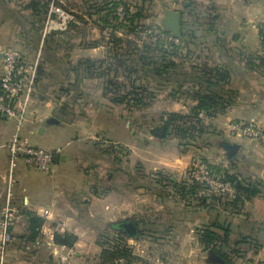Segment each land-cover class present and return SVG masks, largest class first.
Wrapping results in <instances>:
<instances>
[{
  "label": "crops",
  "instance_id": "0c3cea01",
  "mask_svg": "<svg viewBox=\"0 0 264 264\" xmlns=\"http://www.w3.org/2000/svg\"><path fill=\"white\" fill-rule=\"evenodd\" d=\"M0 1L3 2L0 6H4L0 10L1 77L2 52L11 48L8 37H16V42L19 39L17 45L21 43L25 50L21 53L27 64V59L37 58V55L29 56V51L41 48L46 38L44 40L36 20H33L41 13L29 9L36 6L33 0H16L18 10L6 8L4 4L8 0ZM71 1L56 0L55 4L69 9L67 3ZM74 1L80 5L87 0ZM159 1L161 4H158L156 13L173 10L182 14L183 37L178 45L181 62L178 63L191 65L187 77L191 90L188 93L178 88V113L188 114L198 106L196 95L200 93L221 98L216 107L217 116L203 119L207 129H220L216 133L222 138H210L203 161L239 176L245 188L252 187L255 194L242 195L234 208L219 204L216 197L220 196L215 194V197L209 190L200 191L201 197H208L207 207L199 206L193 198L188 202L179 196L178 200L168 202L163 191L169 188L166 182L155 180L157 174L172 173L174 176H169L182 183L184 172L196 160L195 154L178 155L177 149V156L165 153L160 157L158 149L151 145L155 137L150 131L146 135L148 140L136 145L127 106L114 103V95L105 87L94 90L92 97L100 99L88 105L90 108L86 107V115L70 120L65 112H59L55 102L38 93L36 88L30 116L21 127V136L36 147L57 152L56 155L64 159L54 161L49 174L20 162L13 189L20 214L4 264H52L59 246L54 241L57 228L77 238L70 247L73 256L68 264H101V231L107 229L106 226H111L117 235L125 238L139 264L141 258L154 264L162 258L174 264L264 262V145L249 138L228 136L224 128L230 120L253 122L264 128V41L259 30L252 27L253 23L264 20V0ZM83 14L80 9L79 15ZM13 17L17 19L11 27L18 37L11 34ZM86 41L87 38L80 47V64L84 63L83 57L90 59L100 55L103 57L100 62L105 63L110 45L97 42L92 46ZM184 54L191 56L181 59ZM17 128V119L0 114V222L7 198L9 153L6 145ZM106 143L111 145V155L118 152L116 148L123 147L127 151L126 158H119L120 164L108 154L102 158L92 155V152L102 150ZM138 152L140 158L136 160L135 169L125 167L127 163L122 159L134 162L130 157ZM94 158L108 163L105 179L93 172ZM146 177L147 185L136 182ZM106 181L109 186L104 192L103 183ZM45 211L49 216L41 234V244L35 245L27 239L29 221L26 213L37 217ZM127 223L135 224L143 231V236H132L124 226ZM217 226L231 231L229 247H225L229 252L227 258L217 250H205L198 240L199 230L206 227L224 235Z\"/></svg>",
  "mask_w": 264,
  "mask_h": 264
},
{
  "label": "rangeland",
  "instance_id": "374dc122",
  "mask_svg": "<svg viewBox=\"0 0 264 264\" xmlns=\"http://www.w3.org/2000/svg\"><path fill=\"white\" fill-rule=\"evenodd\" d=\"M106 1L107 0H87L84 4L80 5H78V1L75 2L72 0L68 2L67 5L69 9H65L75 15L77 22L71 24L69 30L63 32L52 31L47 34V41L44 42L43 46L39 49L30 50L28 53V55H32V57L37 55V58H31V60L27 59V61L28 65L32 67L37 66V92L45 94L47 98L55 102L59 112H65L64 114L69 120L86 115V107L90 108L88 105L93 102H98L100 99L99 97H92L94 90L106 88V84L111 79L117 77L120 82L128 87L131 86L133 79H139V82L143 83L145 90V93L142 95L144 106L142 105L141 108L131 106L126 109L136 135L135 144L137 145L148 140L146 139L148 131L152 130L150 129L151 127L154 128L160 125L161 118L164 114L172 112L178 113V88H181L183 92H190L191 82L187 80V77L189 76V72H191V65L182 66L181 63H178L181 62L178 59V46L174 45L175 47L172 48L170 46L172 42L171 33L169 31L163 33L164 29L161 26V18L163 17L162 10L156 13L158 4H161L159 0H116L114 3L119 4L116 8L114 4H107ZM32 2L33 4L36 3V6L33 5L32 8L29 9L33 12L41 13L40 16L36 15L33 20H36L38 28L41 30L43 36L50 0H33ZM1 4H3L2 1H0V5ZM4 5L6 8H10L9 10H18L19 8L16 0H8ZM3 7L4 6H0V10ZM40 8H42V10H40ZM80 9H83V15H86V17L79 15ZM119 9H122L121 14H119ZM139 10L142 11L141 20L131 25L129 18H131L132 15L138 14L140 12ZM126 11L129 12V16H127ZM9 12L13 13V11ZM18 13L20 16V11H18ZM16 19L17 18L13 17L10 24V30L13 36H17L13 26L11 27V25H14L13 22L16 21ZM18 19L20 18L18 17ZM114 30H117L116 36L112 33ZM12 38L13 39L8 37L11 48H17L20 52H24L25 50L20 46L21 43L17 45L19 39L18 42H16V37ZM86 38L87 45L93 46L97 42H105L110 45L109 56H106L107 58L104 59L105 63L100 62V60L103 59V57H101L102 55H100L90 59L83 57L84 63L80 64V60L82 59L80 47H82ZM158 41L161 42L166 50L170 51L174 49L176 53L165 52L159 54L157 50H154ZM148 47L150 50L147 49ZM43 48H45V50ZM189 56L191 55L184 54L181 59H188L190 58ZM151 58L152 63L159 60V62L162 63L160 64L161 68L164 64L170 65L175 63V66H173V68L171 66L167 73L159 77L157 76V72L155 73V71H153L156 65H149ZM93 63L95 64L92 65ZM144 64L146 65L144 66ZM111 67L117 71L111 69ZM87 68L90 69L86 70ZM107 74L112 76V78L107 77ZM178 77H181V80H179L180 86H178ZM137 84L141 85L140 83ZM110 89L113 91L111 94H114L116 86L113 85ZM179 98H182V96H179ZM29 116L30 113L27 117ZM215 128L216 127L208 128L207 132L209 133L202 139H198L197 143L194 144L189 143L188 140L170 135L164 137V140L160 137H155L153 140L154 143L151 145H153V148L158 149L157 151L160 153V157H164L165 153H172V155L177 156L176 150L178 149V155L188 152L196 155V161H203L208 152L205 148L210 138L213 140L222 138L218 137L219 134L216 133V131L220 129ZM213 132L216 134L212 135ZM226 134L229 136V133ZM215 136L217 137L215 138ZM230 136L242 138V136L237 135L230 134ZM141 140H143V142ZM110 146L109 143H106L101 147L103 148L102 150L100 149L94 153L92 152V155H97L102 158V155L108 154L109 157H112V160L120 164L122 161L120 162L119 158H126L128 155V153H126L127 151L122 149L123 147H120L116 148L118 152H114L111 155L109 151L111 148ZM100 158H94L96 161L92 160L91 165H93V172L99 176H103L105 179L109 171L107 166L108 163L105 161L100 162ZM130 158L134 162L128 163L126 159H122L123 163H127L125 167L131 166L135 169L136 160L140 158V153H135L134 156ZM187 170L184 172L181 180L182 182L185 181ZM166 175L169 176L172 175V173H167ZM147 179V177L144 179L140 178V180L136 182L144 186L148 183ZM107 183L108 185H106ZM137 183L134 185L137 186ZM103 184H105L103 189L109 186L108 181ZM167 186H169V189L163 191L164 196L168 202H174V200L178 198L177 189H174L171 182H168ZM105 191L106 189L104 192ZM106 228L107 229L101 231L103 232L101 236L104 235L106 240L116 237L117 232H115L111 226H106ZM105 239L104 241H106ZM141 260L142 263L140 264H144V262L146 264H154L153 261H149L147 258L145 259L146 261L144 258H141ZM137 261L139 262V260ZM138 262L137 264H139Z\"/></svg>",
  "mask_w": 264,
  "mask_h": 264
},
{
  "label": "built area",
  "instance_id": "2783aa9c",
  "mask_svg": "<svg viewBox=\"0 0 264 264\" xmlns=\"http://www.w3.org/2000/svg\"><path fill=\"white\" fill-rule=\"evenodd\" d=\"M47 15L46 25L44 28L43 38L52 31L69 30L71 24L77 22L74 14L65 10L63 7L55 4L52 0ZM121 14L122 9H119ZM252 27L259 30L264 41V20L253 23ZM171 43L178 46L181 39L171 37ZM3 74L0 77V114L8 118H15L18 121V128L11 141L6 145L9 153V172L7 174V198L2 210L0 222L1 239H0V264H4L9 244L13 240V229L16 220L19 218L20 207L14 200L13 189L15 185V172L20 162L33 166L45 174L52 170L54 158L57 152L45 150L30 144L21 136V127L27 121V116L34 100L37 86V66H30L24 60L20 50L16 48H6L2 52ZM205 118L204 113L200 114ZM225 131L231 135L242 136L252 139L264 145V128L260 125L244 121L230 120L225 123ZM189 184L198 183L208 187L210 192L224 196L231 201L236 196V189L230 182L214 177L208 164L204 161H194L188 168L185 181ZM49 212L45 211L40 216L38 230L42 234L45 229V222ZM63 235L64 230L57 228L55 235ZM54 235V237H55ZM41 244V237L35 242V245ZM52 246L56 247L54 243ZM58 248V249H57ZM55 260L52 264H68L73 256V251L65 246L56 247ZM156 264H174L169 259H160Z\"/></svg>",
  "mask_w": 264,
  "mask_h": 264
},
{
  "label": "trees",
  "instance_id": "16d2710c",
  "mask_svg": "<svg viewBox=\"0 0 264 264\" xmlns=\"http://www.w3.org/2000/svg\"><path fill=\"white\" fill-rule=\"evenodd\" d=\"M116 0H107V4H114V7L116 8L119 4L114 3ZM140 11V10H139ZM127 16H129V12L126 11ZM142 11H140L136 15H132L131 18H129V21L131 25H134L137 23V21L141 20L142 18ZM118 19V18H117ZM113 35L116 36L117 30H114L112 32ZM163 33H166L163 30ZM47 41V40H46ZM170 46L173 48L175 47L170 43ZM46 48V47H45ZM45 48H43L45 50ZM150 50V48H147ZM154 50H157L158 53H165V52H172L176 53L174 49H171L170 51L166 50L164 46H162L161 42L158 41L156 43V48ZM178 57H181L178 53ZM127 62V60H126ZM164 63V62H163ZM159 60L152 63V58L149 61V65H156L153 71L155 73L157 72V76L161 77L165 73H167L170 69V67L175 66V63H172L170 65L164 64L162 68L160 67ZM146 64H144L145 66ZM111 69H114L111 67ZM117 71L116 69H114ZM177 82V81H176ZM140 83L141 85L137 84ZM179 84V82H178ZM113 85L116 86L115 93L113 94V102L119 105H126L128 108L131 106H136L141 108L143 105V93H145L144 85L142 82H139V79H133L131 86L128 87L127 85L123 84L119 81V78H113L107 83V90L110 93H113L111 87ZM196 98L198 99V106H196L189 114H181L177 112L168 113L161 118V123L159 126H156L152 128L150 133L154 137H168L170 135L177 136L181 139L188 140L189 143H197L198 139H202L205 134L207 133V126L204 123V119L200 117L201 113H204L206 116L215 117L217 116L218 112L216 110L217 105L220 103L221 98L211 96L210 94H202L196 95ZM144 106V105H143ZM204 111V112H202ZM205 162V161H204ZM207 163V162H206ZM208 164V167L210 169L211 174L216 177L220 178L224 181L230 182L234 185L236 189V196L233 200L229 201L224 196L218 195L220 197H216L214 192L213 195L216 197L219 204H223L225 206H230L234 208L237 206L240 198L242 195L246 193H250V195H254L256 190L251 188H245L243 185L242 180L239 176H234L227 172V170L222 169L219 166H214L212 164ZM155 180L157 181H168L173 184L174 189H177L179 197H182L184 200H190L193 198L197 202H199V206L207 207L208 203V197H205L203 195L200 196V191H206L209 190L207 186L200 185L198 183H177L175 182L172 177L166 175V174H157ZM168 182H166V186L168 185ZM169 187V186H168ZM210 191V190H209ZM199 196V198H198ZM26 216L29 221V236L27 239L29 241L36 242L40 237L41 233L38 230V222L39 218L33 216L31 213H26ZM135 225V224H134ZM136 227V225H135ZM216 228H219L222 230L224 235L219 234L218 232L212 230L209 227L201 228L198 233V240L200 244L204 247L205 250H217L218 253L221 256L228 257L227 250L225 247H229L230 242V236L231 231L228 228H225L223 226H217ZM137 235L143 236V231H140L137 229ZM104 235L101 236L100 244L103 246V253L101 258V264H137V258L134 255L133 249L129 246L127 241L124 237L120 235H116L113 239H105ZM76 236L71 233H65L63 235L56 234L55 235V243L59 246H65V247H73L76 243ZM259 264H264V262H261Z\"/></svg>",
  "mask_w": 264,
  "mask_h": 264
},
{
  "label": "water",
  "instance_id": "95a60500",
  "mask_svg": "<svg viewBox=\"0 0 264 264\" xmlns=\"http://www.w3.org/2000/svg\"><path fill=\"white\" fill-rule=\"evenodd\" d=\"M161 26L165 32L169 31L174 37L179 39L183 37L181 13L173 10H166L161 19ZM60 159H64V157L56 155L54 161L58 162ZM124 226L129 230L132 236L137 234L136 227L133 223H127Z\"/></svg>",
  "mask_w": 264,
  "mask_h": 264
}]
</instances>
